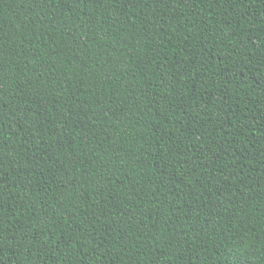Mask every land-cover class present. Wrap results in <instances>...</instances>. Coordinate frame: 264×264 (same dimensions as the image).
<instances>
[{
	"label": "trees",
	"instance_id": "trees-1",
	"mask_svg": "<svg viewBox=\"0 0 264 264\" xmlns=\"http://www.w3.org/2000/svg\"><path fill=\"white\" fill-rule=\"evenodd\" d=\"M0 264H264V0H0Z\"/></svg>",
	"mask_w": 264,
	"mask_h": 264
}]
</instances>
